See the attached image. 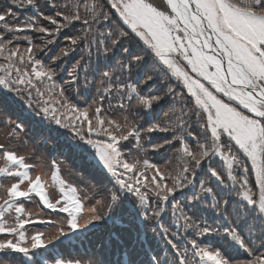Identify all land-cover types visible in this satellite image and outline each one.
<instances>
[{
    "label": "snow or ice",
    "instance_id": "1",
    "mask_svg": "<svg viewBox=\"0 0 264 264\" xmlns=\"http://www.w3.org/2000/svg\"><path fill=\"white\" fill-rule=\"evenodd\" d=\"M8 2L0 9V90L69 132L72 150L101 166L112 187L81 195L52 161L59 194L50 198L49 178L0 143V255L54 251L111 220L131 197L127 238L90 262L54 264H112L113 245L127 249L126 264H264V0H50L53 15L38 11L47 25L30 18L15 26L14 7L37 5ZM65 30L73 34L46 60ZM81 81L95 86L84 107L67 95ZM10 123L13 135L23 131ZM154 133L167 135L154 142ZM36 198L54 216L28 212ZM213 235L242 251L213 247Z\"/></svg>",
    "mask_w": 264,
    "mask_h": 264
},
{
    "label": "trees",
    "instance_id": "2",
    "mask_svg": "<svg viewBox=\"0 0 264 264\" xmlns=\"http://www.w3.org/2000/svg\"><path fill=\"white\" fill-rule=\"evenodd\" d=\"M8 1V0H7ZM6 0H0V9L11 6L9 2ZM34 3L37 5V8H33L31 13H33V18L38 17V11L42 12L46 15H53L52 8L49 7L48 2H42L41 0H34ZM64 3L63 1L61 2ZM61 4V5H62ZM48 7V8H47ZM46 8V9H45ZM38 9V10H37ZM13 12L18 13L23 21L27 20L29 12L24 11V7L22 8H13ZM28 13V14H27ZM40 19V23L47 25V21H43L42 18ZM118 19V17H117ZM2 24V22H0ZM66 31V30H65ZM63 32L58 41L55 45L50 46V51L47 53L46 60L51 58L52 56L56 55L59 51L60 47H63V42H66L64 36L67 34ZM30 35H33L32 33ZM6 38H11V36L7 35ZM64 38V39H63ZM36 39V38H35ZM63 39V40H62ZM26 43V42H25ZM24 45V43L22 44ZM78 58V57H77ZM73 62L72 59L69 58L68 67L71 66ZM65 75V74H62ZM162 85V84H161ZM161 85H158L161 87ZM90 90V94L88 95V91ZM95 94V86L85 87L84 82L81 81L79 87H73L67 93L69 100L80 107L86 106L88 103L91 102L93 96ZM88 95V97H87ZM85 101V102H81ZM0 109L1 111H7L3 116L0 115V143H9L10 140L12 142H23L21 147L14 148L18 151L21 148L27 149L30 151L29 156H31L32 161L36 167L33 170V174L42 173L48 177L49 175V185L47 191L51 197L58 196V190L54 188V185L51 180V170L48 163L54 158L57 159V163L60 164L59 166V174L60 176L66 181L72 184L73 187L78 189V192L83 195L85 192L93 193V194H105V189L111 188V177L101 168L95 166V162H90L85 156L77 153V155H72V150H67L66 146L70 143H67L69 139H67L64 135L58 136L59 138L64 139L62 144L59 138L54 136V131L57 128L54 124H49L48 121L42 120L40 117L35 116L31 110H28L26 106L13 94L7 93L5 91L0 90ZM10 122H19L22 124L23 131L17 130V137L10 139L9 132L13 129V124ZM141 123L144 127L148 126V121L142 120ZM48 125L51 127V130L48 129ZM62 129H58L55 132H61ZM68 138L71 137L70 133L67 132ZM167 134L164 133H154L152 134V139L154 142H159L162 137ZM19 152V151H18ZM21 153L25 154L26 151L22 149ZM150 159L156 163L163 162L162 154H153L151 152L148 153ZM41 161V162H39ZM59 161V162H58ZM41 165V166H39ZM41 167V169H40ZM93 167V168H92ZM0 183H7L4 181V178H0ZM52 190V191H51ZM131 198V197H128ZM94 202V201H93ZM25 207L28 212L33 214L34 216H40L43 214L46 218L49 214L43 212L37 205L36 201H28L25 203ZM127 205H123L124 212L127 209ZM57 224H59V218L57 217ZM100 225L106 228L104 221L100 222ZM47 234L49 236L54 235L55 232L53 229L49 228L47 230ZM95 234V235H92ZM104 234H106V230H102L100 233L97 231L90 233L88 235V239L90 242L93 241L98 242L99 246L92 247L90 253L86 254V259L88 262L94 259L93 253L100 250L102 246H104ZM131 234V231H124L123 235L127 238ZM115 248H118L115 245ZM239 258V257H238ZM0 264H24L20 258L13 257L9 260L3 259L0 260Z\"/></svg>",
    "mask_w": 264,
    "mask_h": 264
},
{
    "label": "rangeland",
    "instance_id": "3",
    "mask_svg": "<svg viewBox=\"0 0 264 264\" xmlns=\"http://www.w3.org/2000/svg\"><path fill=\"white\" fill-rule=\"evenodd\" d=\"M7 1V0H6ZM42 2H48V4L50 3V0H41ZM64 2L65 3V0H55V2L56 3H59V4H62L61 2ZM8 2V1H7ZM152 2L154 3V4H156V5H161V3H162V0H152ZM27 8V7H26ZM48 8V7H47ZM46 9V8H45ZM15 13V15L19 18L18 20H14V19H12V18H9L8 19V23L10 24V25H13V26H15V25H18L19 23H20V21H23V19H22V17L18 14V13H16V12H14ZM52 13H54V10L52 9ZM33 13H30V14H28L27 15V17H25L26 19H30V18H33ZM46 24H48V22H46ZM67 34L64 36V38L66 37V36H69V35H72L73 34V31H69V30H66L65 31ZM25 33H21L20 35L21 36H23ZM28 35H30L31 33H27ZM33 35V38H34V40H35V38H37V35L38 34H35V33H32ZM9 36H11V34H8ZM63 38V39H64ZM62 39V40H63ZM19 43H21V44H25V41H23L22 39L19 41ZM66 42H63V44H65ZM133 43V45L135 44V42L133 41L132 42ZM71 59V58H70ZM161 90H163V85H161ZM90 94V90L88 91V95ZM88 95H87V97H88ZM81 102H85V101H81ZM7 111H1V109H0V115H4L5 113H6ZM48 129H50L51 130V127L48 125ZM57 129V128H56ZM56 129H55V131H56ZM54 131V136L55 137H57V138H59L58 136H61V135H64L67 139H69V141L67 142V143H70L69 144V146L67 145L66 146V149L69 151V150H72V148H71V144L73 143V141L71 140V137L69 136V138H68V135L69 134H67V131L65 130V129H62V131L61 132H55ZM9 135H10V139H13V138H18L17 137V132L15 133V135H13L12 134V131H10L9 132ZM59 140H60V142L62 143V144H64L63 142V140L64 139H62V138H59ZM10 147H14V148H19V147H21V145L23 144V142H21V141H19V142H12L11 140H10V144L9 143H7ZM22 149L23 150H25L26 151V153L25 154H23V153H21V151H22ZM19 151V153L21 154V155H25L26 157H28L29 158V162L31 163V161H32V158H31V156H29V154H30V151H28L27 149H24V148H21V149H19L18 150ZM73 151V150H72ZM72 155H77V153L76 152H72ZM57 159L59 160V158H54L53 160H51L50 161V163H48V166H50V164H51V162L52 161H56L57 162ZM39 162H41V161H39ZM59 162V161H58ZM39 166H41V165H39ZM59 166H60V164H59ZM95 166H98V167H101V166H99L98 164H95ZM93 168V167H92ZM40 169H41V167H40ZM42 170V169H41ZM40 174L42 175V173L40 172ZM48 178H49V175H48ZM54 188L56 189V190H58V188H57V186L56 185H54ZM52 191V190H51ZM59 194V193H58ZM49 214V213H48ZM50 215V214H49ZM214 242V240H212L211 241V244Z\"/></svg>",
    "mask_w": 264,
    "mask_h": 264
}]
</instances>
